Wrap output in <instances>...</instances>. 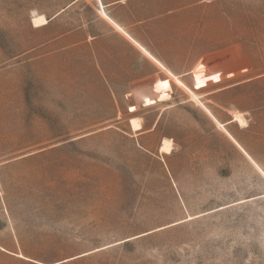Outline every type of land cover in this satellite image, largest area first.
I'll return each instance as SVG.
<instances>
[{
    "label": "rangeland",
    "instance_id": "rangeland-1",
    "mask_svg": "<svg viewBox=\"0 0 264 264\" xmlns=\"http://www.w3.org/2000/svg\"><path fill=\"white\" fill-rule=\"evenodd\" d=\"M116 1L0 0V264H264V0Z\"/></svg>",
    "mask_w": 264,
    "mask_h": 264
},
{
    "label": "bare ground",
    "instance_id": "bare-ground-1",
    "mask_svg": "<svg viewBox=\"0 0 264 264\" xmlns=\"http://www.w3.org/2000/svg\"><path fill=\"white\" fill-rule=\"evenodd\" d=\"M99 4L101 5L100 3V0H98ZM47 20L43 17V16H32V19H31V23L34 27H40V26H44L47 24ZM142 52H144L145 55H147L148 57H150L148 55V53L143 49L141 48L140 46H138ZM151 58V57H150ZM152 61L157 65L159 66L164 72H166L172 79L173 81L175 82V84L178 86V87H181L182 89H184L187 93L190 94V96L193 97V99L197 100L196 98V95L186 86L184 85L179 79H177L176 77H174V75L172 73H170L168 70H166L161 64L160 62L156 61L155 59L151 58ZM203 107V106H202ZM204 111L206 112V114L212 118L215 123L218 125V127L226 134V136L232 141V143L234 145H236V147L246 156V158L255 166L257 167V165L254 163V161L247 155V153L238 145V143L226 132V130L224 129V125L221 124V123H218L214 118L213 116L210 114V112L205 108L203 107ZM231 122H236L238 123L239 125H243V119L240 115H237L233 118V120ZM130 126H131V129L133 131H139L141 129V124L139 122L138 119H131L130 120ZM171 140H167V139H164L162 141V144L160 146V149L159 151L161 153H165V154H169L171 152ZM220 209V208H219ZM207 214V213H206ZM194 217H197V216H194ZM22 257V256H20ZM23 258V257H22Z\"/></svg>",
    "mask_w": 264,
    "mask_h": 264
},
{
    "label": "crops",
    "instance_id": "crops-1",
    "mask_svg": "<svg viewBox=\"0 0 264 264\" xmlns=\"http://www.w3.org/2000/svg\"><path fill=\"white\" fill-rule=\"evenodd\" d=\"M130 1H132V0H118V1H116V2H113V3H111L110 5L111 6H116V5H122V6H125V5H127L128 3H130ZM116 23V22H115ZM117 24V23H116ZM121 27V26H120ZM122 28V27H121ZM123 29V28H122ZM128 34V33H127ZM129 35V34H128ZM128 35H126L127 37H128V39H129V41L136 47V48H139L138 46H140L141 48H143L142 47V43L140 44L138 41H136L134 38H132L130 35V37L132 38H130ZM136 42H135V41ZM140 44V45H139ZM140 49V48H139ZM147 53H148V55L151 57V58H153V59H155L156 61H158L156 58H154L145 48H143ZM140 51H141V54L144 56V57H146L147 59H149L155 66H157L153 61H152V59L150 58V57H148L147 55H145L144 54V52H142V50L140 49ZM159 62V61H158ZM161 64V63H160ZM162 65V64H161ZM163 66V65H162ZM159 69H161L159 66H157ZM164 67V66H163ZM165 68V67H164ZM166 69V68H165ZM162 70V69H161ZM167 70V69H166ZM163 71V70H162ZM169 71V70H168ZM164 72V71H163ZM170 72V71H169ZM166 75H168L166 72H164ZM171 73V72H170ZM169 76V75H168ZM170 77V76H169ZM171 78V77H170ZM172 79V78H171ZM173 80V79H172ZM175 83V82H174Z\"/></svg>",
    "mask_w": 264,
    "mask_h": 264
}]
</instances>
